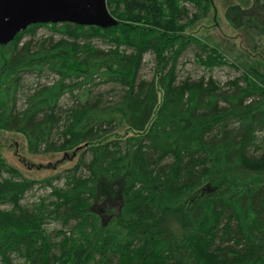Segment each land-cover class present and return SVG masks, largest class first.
Segmentation results:
<instances>
[{
	"label": "trees",
	"instance_id": "1",
	"mask_svg": "<svg viewBox=\"0 0 264 264\" xmlns=\"http://www.w3.org/2000/svg\"><path fill=\"white\" fill-rule=\"evenodd\" d=\"M187 1L198 10L188 23L179 0H107L117 25L32 24L0 44V129L22 133L33 152L79 153L66 185L47 179L50 193L30 211L20 201L36 180L0 154V205L11 204L0 208L1 264H16L11 254L20 264H264V63L187 33L213 7ZM225 15L264 37V0ZM40 26L60 38L23 40ZM191 43L205 68L242 75L178 82ZM148 51L156 70L139 80ZM44 71L54 80L24 90L25 74ZM98 85L120 89L93 94ZM68 95L77 101L63 107ZM122 124L129 133L109 138ZM49 219L68 226L59 240Z\"/></svg>",
	"mask_w": 264,
	"mask_h": 264
},
{
	"label": "rangeland",
	"instance_id": "2",
	"mask_svg": "<svg viewBox=\"0 0 264 264\" xmlns=\"http://www.w3.org/2000/svg\"><path fill=\"white\" fill-rule=\"evenodd\" d=\"M181 6L185 7L186 13L180 18L181 23H188L192 18L193 13L197 12L196 6L187 0H179ZM213 7L209 9L205 16L200 17L186 28L187 33L209 41L211 44H219L220 47L225 50L228 55L231 49L239 51L240 57L238 62L242 64L250 63H264V37L258 36L252 30H244L234 28L226 18V9L230 5L240 4L244 7H248L253 3V0H212ZM34 37L35 39H45L53 37L54 39L60 38V35L55 33L50 26H40L36 29L34 35H25L23 40ZM92 42L96 46L107 48L109 47L106 42L100 38H93ZM200 53L196 43L189 44L182 50L178 63L177 74L178 82L184 79L198 80L202 77L208 79L213 77L220 84L239 77L242 75V68H234L231 65L217 66L213 69H207L197 62L196 55ZM235 56V54L233 55ZM232 56V57H233ZM236 58V57H235ZM156 70V60L154 53L148 51L144 54V60L139 71V80H149L153 77ZM56 76L53 73L44 71L41 75L25 74L22 87L26 90L30 85H34L37 82H50L53 81ZM112 89V90H111ZM120 88L116 85H98L94 88L93 94L98 92L112 91L118 92ZM77 99L73 96H65L61 100V104L64 106L71 105L76 102ZM22 104V103H21ZM109 137H119L118 135L126 136L128 132L125 124L120 125ZM129 133V132H128ZM118 134V135H116ZM125 134V135H123ZM53 140L60 143L57 139ZM0 154L6 160L9 165L16 167L25 177L36 180V184L29 189L21 199L20 203L25 210L30 211L33 204L46 197L50 191L51 186L47 184V179H52L51 183L55 186H65V175L70 173L75 165L79 162V153L71 156L65 152H58L55 150L46 151L44 147L39 152H33L28 146L26 137L17 131L0 129ZM258 155V154H256ZM91 157L90 153H87L84 161L88 162ZM78 174L84 176L88 174V169L84 163L80 166ZM60 175L59 178L54 179L56 175ZM6 173H0V180L2 177H6ZM54 198H49L53 200ZM11 204H2L0 208H10ZM94 207H96L94 205ZM46 228L55 240H59L61 236H58L56 230L63 229L67 231L68 226L62 225L56 219H49L46 222ZM11 258L14 263H23L22 260L16 258L11 254ZM1 264V258H0Z\"/></svg>",
	"mask_w": 264,
	"mask_h": 264
},
{
	"label": "water",
	"instance_id": "3",
	"mask_svg": "<svg viewBox=\"0 0 264 264\" xmlns=\"http://www.w3.org/2000/svg\"><path fill=\"white\" fill-rule=\"evenodd\" d=\"M65 22L102 28L118 24L107 0H0V44L32 24Z\"/></svg>",
	"mask_w": 264,
	"mask_h": 264
}]
</instances>
